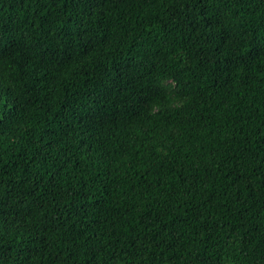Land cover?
I'll return each mask as SVG.
<instances>
[{"label": "trees", "instance_id": "obj_1", "mask_svg": "<svg viewBox=\"0 0 264 264\" xmlns=\"http://www.w3.org/2000/svg\"><path fill=\"white\" fill-rule=\"evenodd\" d=\"M0 264H264V0H0Z\"/></svg>", "mask_w": 264, "mask_h": 264}]
</instances>
